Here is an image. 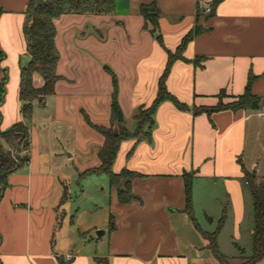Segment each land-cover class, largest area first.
Returning a JSON list of instances; mask_svg holds the SVG:
<instances>
[{
	"label": "crops",
	"instance_id": "obj_1",
	"mask_svg": "<svg viewBox=\"0 0 264 264\" xmlns=\"http://www.w3.org/2000/svg\"><path fill=\"white\" fill-rule=\"evenodd\" d=\"M214 1L116 0L110 14L56 18L60 79L53 94L33 101L27 122L20 73L30 61L23 32L29 0H0V82L8 77L0 131L25 121L30 140L29 162L7 177L5 187L0 183L1 264H59L69 258L67 264H95L96 257L109 264H221L186 212L185 173L193 178L192 214L200 227L215 231L226 208L221 233L229 221L234 248H245L244 231L252 248L253 199L242 166L264 178V104L210 115H195L193 107L216 105L222 91L242 94L250 74L252 92L264 98V0H220L213 7ZM152 2L160 11L162 41L140 12ZM195 27L201 31L166 79L170 93L189 109L163 101L151 138L122 141L114 161L115 173L127 169L138 176L113 186L101 178L104 173H89L100 177L94 180L100 193L91 196L80 182L82 173L101 164L105 137L96 127L117 129L111 119L112 73L126 126L134 130L138 109L157 95L168 52ZM33 85H44L39 73ZM76 175L78 192L72 187ZM127 186L134 198L122 203L118 190ZM81 200L88 205L81 207Z\"/></svg>",
	"mask_w": 264,
	"mask_h": 264
},
{
	"label": "trees",
	"instance_id": "obj_2",
	"mask_svg": "<svg viewBox=\"0 0 264 264\" xmlns=\"http://www.w3.org/2000/svg\"><path fill=\"white\" fill-rule=\"evenodd\" d=\"M219 1L220 0H215L212 6L215 7ZM115 8L116 0H29L26 8L23 32L27 42L30 61L27 66L21 68L20 73V98L23 102L22 113L25 121L29 122L32 118L33 101H42L46 96L53 94L55 83L60 79L56 70L59 53L55 44L56 27L54 20L63 14L68 13L110 14L115 11ZM140 12L144 16L145 21L152 24L151 31L156 34L158 40L162 41L159 33L160 11L158 10L156 3L142 4L140 6ZM200 31V28L195 27L183 38L181 44L174 53L171 51L168 52L167 64L159 80L157 95L150 106H142L138 109V112L134 116L136 128L133 131L126 126V121L117 97V77L111 72L114 76L111 119L112 125L117 124L119 130H114L113 126L96 127V129L105 137V142L99 151L101 164L99 167L89 170L87 174L104 173L108 176L113 186L119 184L120 180L123 179V174L132 175L131 178L138 176L137 173L127 169L122 170L120 173H115L113 171V164L117 157L120 144L122 141L131 138H136L137 140L150 139L155 125L154 115L158 106L163 101H172L181 110L189 109L188 105L179 101L172 93H170L166 86V79L174 61L183 58L182 51L184 47ZM2 58L3 55L0 52V59ZM196 61H198V59H196ZM34 73H39L42 76L44 79L43 86L35 87L33 85ZM7 79L8 77L5 73L4 78L0 82V104H2L5 99ZM253 79L254 77L250 74L245 91L240 95L234 96L235 100L232 102L226 104L218 102L216 105L210 107H193L194 114L198 115L206 113L210 115L213 112L221 110L237 111L240 109L247 110L259 108L264 104V98H261L252 92L251 84ZM25 121L14 124L6 131H0V183L3 187L7 185V177L11 173L22 168L29 162V128ZM3 141L7 142L11 146V149H7L4 146ZM242 168L244 181L246 182L253 199L254 228L252 234L251 254L240 264H261L264 260V181H258L259 177L256 172L248 171L243 166ZM184 179L186 212L191 215L196 227L203 237L209 241L208 248L214 257L221 264H230L228 256L219 249L218 245V237L227 217L226 208L223 211L218 227L215 231L208 232L203 230L199 223L195 221L192 214V175L185 173ZM118 198L122 203H129L134 198V194L129 186H127L126 189L118 190ZM109 227L110 230H114L115 224L113 220H110ZM69 261L70 259H60L59 264H67ZM95 264H109V262L105 257H96Z\"/></svg>",
	"mask_w": 264,
	"mask_h": 264
},
{
	"label": "rangeland",
	"instance_id": "obj_3",
	"mask_svg": "<svg viewBox=\"0 0 264 264\" xmlns=\"http://www.w3.org/2000/svg\"><path fill=\"white\" fill-rule=\"evenodd\" d=\"M233 100H235L234 96H231L230 94H228L227 92H221L219 94V102L221 103H229V102H232ZM128 128V127H127ZM136 128V127H135ZM134 128V129H135ZM129 129V128H128ZM116 131L119 130V127L117 125V129H115ZM133 131V130H132ZM23 154V153H22ZM92 155L91 154L89 156V159H92ZM72 160V158L70 159ZM79 162L81 163V165H84L86 163V160H87V157H85V155H82L79 157ZM74 165L76 167H78V163L77 161L74 162ZM88 171L86 173H83L81 174V176H84L82 178H84L80 184L81 186L83 185L84 189L90 193V195H97L100 193V191L98 190V186H97V182H94V180H97L96 178H100L99 175L98 176H95V175H91L90 177L89 176H85L87 175ZM132 175H129V174H123L122 175V178H131ZM259 177V176H258ZM75 178V182L72 183V187H73V190H75L76 192H78L80 190V188L77 186V183H76V178H79L77 175L74 177ZM89 178H94V179H89ZM101 178H108V176L102 174L101 175ZM263 180L264 181V178H261L259 177L258 178V181H261ZM88 205L86 203V201L84 202L83 200H81L80 202V205L81 207H84V205ZM100 214V213H99ZM198 221L202 224V225H205V220H204V216L203 214L199 213L198 212ZM232 231V226H231V222L227 221L224 228H223V231L220 235V249L228 254V255H231L232 252H234V256L233 257H228L229 258V263L230 264H240L242 262H244L246 260V258L251 254L250 252V249H251V238L250 240L248 241L246 239V231L240 244H242V246H245V248H242V247H237L236 249L234 248V246L232 245L230 239L228 238L230 233ZM209 232V231H208ZM248 241V242H247ZM248 243V244H247Z\"/></svg>",
	"mask_w": 264,
	"mask_h": 264
},
{
	"label": "built area",
	"instance_id": "obj_4",
	"mask_svg": "<svg viewBox=\"0 0 264 264\" xmlns=\"http://www.w3.org/2000/svg\"><path fill=\"white\" fill-rule=\"evenodd\" d=\"M211 9H212L211 6H210V5H207V6L205 7L204 10H205V12H210ZM69 259H70V258H69ZM69 259H68V260H69Z\"/></svg>",
	"mask_w": 264,
	"mask_h": 264
},
{
	"label": "water",
	"instance_id": "obj_5",
	"mask_svg": "<svg viewBox=\"0 0 264 264\" xmlns=\"http://www.w3.org/2000/svg\"><path fill=\"white\" fill-rule=\"evenodd\" d=\"M100 233H102V231L101 232L100 231L97 232V234H100Z\"/></svg>",
	"mask_w": 264,
	"mask_h": 264
}]
</instances>
